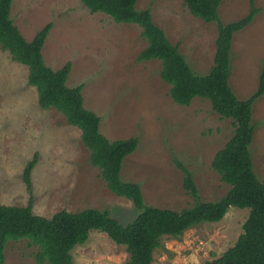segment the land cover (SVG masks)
<instances>
[{
    "label": "rangeland",
    "instance_id": "1",
    "mask_svg": "<svg viewBox=\"0 0 264 264\" xmlns=\"http://www.w3.org/2000/svg\"><path fill=\"white\" fill-rule=\"evenodd\" d=\"M250 2L222 0L220 21L240 20ZM253 2L257 16L231 43L229 86L239 100L257 90L264 70V0ZM136 9L150 10L153 23L178 47L196 76L208 73L216 49L214 23L192 17L183 0H137ZM11 19L27 42L51 24L41 51L45 65L56 71L70 63L66 86H83L84 108L100 118L99 131L109 142L138 139L137 150L123 161L120 177L140 186L146 206L180 212L193 205L175 161L191 173L201 201L215 202L227 193L229 187L211 162L232 137V120L213 112L207 100L194 98L188 107L173 103L169 86L159 76L160 62L137 60L146 48L138 26L91 14L79 0H12ZM27 76V68L0 49V205L27 204L22 172L36 154L31 172L34 215L50 219L61 210L91 208L108 211L122 225L131 222L137 215L132 203L107 189L88 161L80 131L56 110L38 106ZM251 120L253 172L264 182V95L253 104ZM248 212L230 208L218 223H202L178 238L162 237L152 264L217 259L236 243ZM35 253L26 241L9 242L2 264H37ZM71 255L73 264H124L128 257L124 247L96 231Z\"/></svg>",
    "mask_w": 264,
    "mask_h": 264
},
{
    "label": "trees",
    "instance_id": "2",
    "mask_svg": "<svg viewBox=\"0 0 264 264\" xmlns=\"http://www.w3.org/2000/svg\"><path fill=\"white\" fill-rule=\"evenodd\" d=\"M79 1L91 14L102 13L115 23L140 28L146 48L137 60L160 62L159 76L169 86L173 103L188 107L194 98L207 100L213 112L232 120L233 135L211 162V169L229 189L218 201H201L191 173L175 161L183 174V189L193 205L180 212L146 206L140 186L123 182L120 177L123 161L137 150L138 139L109 142L101 135L100 118L84 108L83 86H66L70 63L56 71L44 63L41 51L51 24L27 42L11 19L12 0H0V49L7 52L12 61L27 68V84L35 88L38 106L43 110H56L67 125L80 131L81 143L89 151L88 161L98 169L107 189L116 197L129 200L137 211L136 217L125 225L112 218L108 211L91 208L75 213L61 210L50 219L34 215L31 196V172L37 160L34 154L22 172L29 194L27 204L23 207L0 205V264L4 262L6 245L18 241H26L29 247L36 248L37 264H73L71 251L84 244L95 231L125 248L128 257L124 264H152L162 237L178 238L202 223H218L230 208L249 211L242 233L220 257L203 264H264V182H259L254 175L249 151L255 130L252 106L264 95V70L257 90L246 100L237 99L229 86L232 39L257 16L259 10L253 0L246 16L228 24H223L218 16L222 0H183L192 17L216 25L213 65L205 76L195 75L178 47L172 46L153 23L150 10L136 9L137 0Z\"/></svg>",
    "mask_w": 264,
    "mask_h": 264
}]
</instances>
